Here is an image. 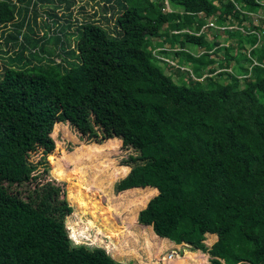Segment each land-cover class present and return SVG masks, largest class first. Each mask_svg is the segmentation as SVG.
<instances>
[{
	"label": "trees",
	"instance_id": "16d2710c",
	"mask_svg": "<svg viewBox=\"0 0 264 264\" xmlns=\"http://www.w3.org/2000/svg\"><path fill=\"white\" fill-rule=\"evenodd\" d=\"M116 1L121 8L116 34L95 20L80 23L69 36L59 33L63 25L53 37L48 32L26 37L13 58L23 63L5 68L0 264H125L103 247L71 243L65 219L73 207L65 183L50 178L47 159L56 147L51 134L57 122L68 123L82 138L118 137L135 149L137 154L124 160L132 169L116 190L140 192L143 206L148 204L139 222L153 227L161 246L167 238L187 243L209 253L211 264H264V23L253 26L258 33L240 28L248 13L264 5L261 0H167L172 6L167 10L166 0ZM37 5V0H0V23L23 15L19 27H30V11L37 14ZM206 20L221 27L238 21L231 33L238 50L223 47L226 59L220 66L226 72L220 80L214 77L219 68L212 52L222 48L200 32ZM160 33L172 47L179 45L175 54L183 55L179 61L190 64L195 78L175 80L160 66L153 49L164 42L152 41ZM20 34L18 29L13 38L18 41ZM70 36H76L73 48ZM50 37L60 46V61L51 52L38 55L47 51ZM189 44L204 52L193 53ZM26 50L40 64L30 65ZM39 150L43 156L34 162L31 154ZM207 233L218 235L211 248Z\"/></svg>",
	"mask_w": 264,
	"mask_h": 264
},
{
	"label": "rangeland",
	"instance_id": "374dc122",
	"mask_svg": "<svg viewBox=\"0 0 264 264\" xmlns=\"http://www.w3.org/2000/svg\"><path fill=\"white\" fill-rule=\"evenodd\" d=\"M37 4V14L34 9L30 11L32 29L27 24L19 27L18 22L22 20L23 15L17 16L12 23L6 25L0 23V80L6 67L18 65V62L23 63L21 61L15 63L13 58L17 56L21 42L26 37L37 38L46 32L53 37L63 25L64 28L62 31L58 30L59 33L64 35L65 30L66 35L69 36L70 33L77 31L80 23L88 20L100 22L113 34L118 30L117 17L121 8L116 0H37ZM165 8L172 9L167 0ZM48 12H56L57 17H50ZM257 13L259 16L248 13L250 18L244 24L246 29L264 23V11ZM208 21L206 20V24ZM46 22L50 27L45 26ZM237 22H234L233 28L227 27L222 30L216 23V26L203 27L200 31L206 34L209 41L224 43L220 45L222 49L212 52L218 61L216 66L219 69L214 75L217 80H220L221 72H226L220 66V63L226 59V49L223 47L232 45L235 47L233 48L235 50L231 51L234 54L238 50L237 38L231 35L234 28H238ZM18 29L21 34L16 41L13 37L18 34ZM243 32L246 33L245 30ZM165 38L163 33L152 37L153 43L164 42L163 45L153 49L161 60L160 66L164 67L167 73L172 74L175 80H179L182 75L187 82L191 77L195 78L190 64H181L179 61L183 55L175 54L180 49L179 45L172 47ZM70 40L72 48L75 47L76 36H70ZM41 45L42 42L38 43V51ZM45 47L47 51L38 55L46 58L51 52L58 61L62 59L57 56L61 49L55 43V39L51 38ZM246 48L251 49L248 44L244 49ZM187 49L195 54L204 52V48L192 44H189ZM29 54L30 51L26 50L25 57H30L32 61L30 65L40 64L38 57ZM47 61L43 59L42 62ZM244 62L247 63V60ZM232 63L234 64V61ZM250 66L251 64L249 68ZM209 75L206 74L204 77ZM225 77L222 76L223 79H226ZM51 136L56 142V147L47 156L50 164L49 176L65 183L66 197L73 207V212L65 219L73 246L103 247L117 261L125 264H178L179 259L184 260L182 264H211L209 253L195 249L187 243L175 245L177 243L169 239L175 244L164 241L161 246L162 240L155 236L153 227L147 228L139 222V212L148 204L143 206V202L139 199L140 192H117V183L132 169V165L125 164L124 160L132 154H137L134 148L125 147L122 139L118 137L107 138L103 142L82 138L79 132L65 122H57ZM42 156V150H39L33 152L30 159L37 162ZM21 188L17 185L12 186L16 192H21ZM135 213H137L136 217H134ZM217 240V234H206L207 247L211 248ZM172 253L173 258L179 259L171 261L168 256Z\"/></svg>",
	"mask_w": 264,
	"mask_h": 264
},
{
	"label": "built area",
	"instance_id": "2783aa9c",
	"mask_svg": "<svg viewBox=\"0 0 264 264\" xmlns=\"http://www.w3.org/2000/svg\"><path fill=\"white\" fill-rule=\"evenodd\" d=\"M207 26H216V24L214 23V22H209V23H207L206 25H204L203 27H207ZM231 28H233L234 27V25L233 26H230ZM227 27H225V26H223V27H220L219 29H222V30H224V29H226ZM250 32H257V31H255V30H251ZM258 33V32H257ZM248 56H251V49H248ZM256 63V62H255ZM253 66L251 65L250 66V68H252ZM173 253L172 254H170L169 256H168V258H173Z\"/></svg>",
	"mask_w": 264,
	"mask_h": 264
},
{
	"label": "crops",
	"instance_id": "0c3cea01",
	"mask_svg": "<svg viewBox=\"0 0 264 264\" xmlns=\"http://www.w3.org/2000/svg\"><path fill=\"white\" fill-rule=\"evenodd\" d=\"M262 1V4L264 5V0H261ZM261 10H263L264 11V7L263 8H261L259 11H261ZM258 11V12H259ZM249 14H255V15H257V16H259L258 15V13L257 12H250ZM202 16V15H201ZM260 16H261V14H260ZM254 17V16H253ZM255 18V17H254ZM246 23V21H244V23L243 24H245ZM246 26V25H245ZM243 31L245 30V32L247 33V31H246V27H240ZM250 30H252V29H250ZM224 43H222L221 45H223ZM245 61V60H244ZM234 64L232 63V66H233ZM247 65H248V61H247ZM229 70H231V69H229ZM209 234V233H208ZM211 234V233H210ZM167 240L170 242V243H173V244H175L174 242H171L168 238H167ZM175 245H179V244H175Z\"/></svg>",
	"mask_w": 264,
	"mask_h": 264
}]
</instances>
